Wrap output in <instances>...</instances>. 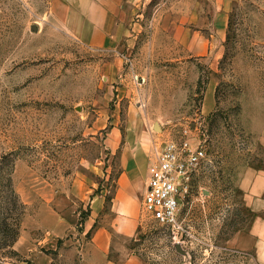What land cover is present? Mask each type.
<instances>
[{"label":"rangeland","instance_id":"1","mask_svg":"<svg viewBox=\"0 0 264 264\" xmlns=\"http://www.w3.org/2000/svg\"><path fill=\"white\" fill-rule=\"evenodd\" d=\"M52 1L0 0V157L24 205L0 264H101L99 226L114 262L264 264L238 188L264 162L251 130L264 103V0H141V27L116 49L64 33ZM184 131L207 158L175 232L142 211L141 196L152 146ZM95 193L104 203L90 220ZM115 215H132L134 234Z\"/></svg>","mask_w":264,"mask_h":264},{"label":"crops","instance_id":"2","mask_svg":"<svg viewBox=\"0 0 264 264\" xmlns=\"http://www.w3.org/2000/svg\"><path fill=\"white\" fill-rule=\"evenodd\" d=\"M141 0H53L57 26L66 34L95 48L116 49L124 40L141 27L134 17L139 16L137 7ZM256 122L251 130L257 135L264 150V103L256 111ZM238 188L246 197L248 206L254 211L248 227L255 257L264 263V168L247 166L241 173ZM83 198V197H82ZM88 219L94 220L103 207L104 197L93 194L89 198ZM115 227L130 236L136 230V219L132 215H115ZM87 220V219H86ZM94 247L102 254L101 264H143L136 254L127 255L122 261L106 260L111 245L110 234L99 226L93 235Z\"/></svg>","mask_w":264,"mask_h":264},{"label":"built area","instance_id":"3","mask_svg":"<svg viewBox=\"0 0 264 264\" xmlns=\"http://www.w3.org/2000/svg\"><path fill=\"white\" fill-rule=\"evenodd\" d=\"M151 164L141 196L142 211L157 223L177 232L182 228L180 203L190 193L192 176L207 158L206 147L195 146L184 131L152 146Z\"/></svg>","mask_w":264,"mask_h":264},{"label":"trees","instance_id":"4","mask_svg":"<svg viewBox=\"0 0 264 264\" xmlns=\"http://www.w3.org/2000/svg\"><path fill=\"white\" fill-rule=\"evenodd\" d=\"M200 80L198 78V83ZM5 159L6 157H0V171L5 172V175H0V249L11 247L15 241L19 227L18 215L24 207L12 186L10 165L8 160L5 161ZM252 166L264 168V162ZM88 214L89 212L83 213V217L86 218ZM51 252H54V250H51Z\"/></svg>","mask_w":264,"mask_h":264},{"label":"water","instance_id":"5","mask_svg":"<svg viewBox=\"0 0 264 264\" xmlns=\"http://www.w3.org/2000/svg\"><path fill=\"white\" fill-rule=\"evenodd\" d=\"M35 28H36L35 26L32 27V29H35ZM155 127L158 128V124H157V123H155ZM173 246H174V248H175V250H176L177 252H179V253H181V254H183V255H186V254H187V251H186L185 249H183V247H182V245H181L180 242H175V243L173 244Z\"/></svg>","mask_w":264,"mask_h":264}]
</instances>
